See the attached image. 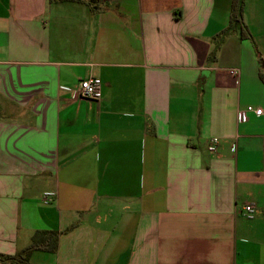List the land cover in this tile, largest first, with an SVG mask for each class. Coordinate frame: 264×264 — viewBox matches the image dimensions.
I'll return each instance as SVG.
<instances>
[{"label":"crops","instance_id":"obj_1","mask_svg":"<svg viewBox=\"0 0 264 264\" xmlns=\"http://www.w3.org/2000/svg\"><path fill=\"white\" fill-rule=\"evenodd\" d=\"M231 1L0 0V254L77 225L32 264H264V0Z\"/></svg>","mask_w":264,"mask_h":264},{"label":"trees","instance_id":"obj_2","mask_svg":"<svg viewBox=\"0 0 264 264\" xmlns=\"http://www.w3.org/2000/svg\"><path fill=\"white\" fill-rule=\"evenodd\" d=\"M54 3L60 2H86L90 6L96 2V0H50ZM246 0H232L231 1V19L230 25L235 28L236 26H244V5ZM77 225L72 226L67 231H38L35 233L33 241L30 246L19 252L18 254L11 256L6 254H0V263L2 264H32L31 256L36 251H45L47 253H55L59 249V239L63 233L72 231Z\"/></svg>","mask_w":264,"mask_h":264},{"label":"built area","instance_id":"obj_3","mask_svg":"<svg viewBox=\"0 0 264 264\" xmlns=\"http://www.w3.org/2000/svg\"><path fill=\"white\" fill-rule=\"evenodd\" d=\"M230 74L234 77L238 76L240 73V70L234 69L229 71ZM103 82L99 78H86L82 80L79 84V87H77L73 93L72 97L74 99H87L89 101H99L101 100L103 96ZM250 114H254L258 117L264 116V108H254L252 106H248L247 108L243 110L238 111V118L240 121H246ZM219 144L218 139L211 140V144L208 146L209 151L212 153L216 152L217 145ZM263 151H264V142H263ZM57 194L55 192H45L43 194V201L45 203H52L55 199V196ZM256 208L255 205H246L244 207V214L248 219H252L255 217Z\"/></svg>","mask_w":264,"mask_h":264}]
</instances>
